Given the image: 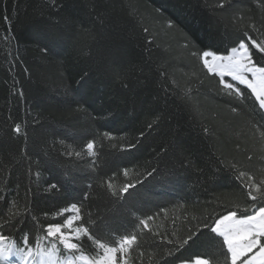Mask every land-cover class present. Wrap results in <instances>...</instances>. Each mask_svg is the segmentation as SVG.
Segmentation results:
<instances>
[{"label":"trees","instance_id":"16d2710c","mask_svg":"<svg viewBox=\"0 0 264 264\" xmlns=\"http://www.w3.org/2000/svg\"><path fill=\"white\" fill-rule=\"evenodd\" d=\"M215 3L59 0L53 7L52 0H0V213H19L21 221L4 234L19 240L24 225L42 235L66 218L57 212L72 200L82 202L98 234H138L128 264L197 256L222 264L211 234L166 255L204 218L243 207L229 164L264 179V112L254 98L241 104L225 95L200 59L208 46L224 54L237 23L264 31V9L258 0H232L229 10L212 12ZM61 17L71 21L67 35L46 52L44 31ZM115 53L119 65L112 64ZM154 112L162 118L149 129ZM17 123L19 136L12 132ZM90 140L96 156L87 155ZM67 176L76 178L70 186L49 187ZM109 180L116 191L136 187L116 199ZM149 216L151 232L138 225Z\"/></svg>","mask_w":264,"mask_h":264},{"label":"snow or ice","instance_id":"6c2138e0","mask_svg":"<svg viewBox=\"0 0 264 264\" xmlns=\"http://www.w3.org/2000/svg\"><path fill=\"white\" fill-rule=\"evenodd\" d=\"M58 3L59 0H52L53 7ZM258 6L264 9V0H258ZM210 7L212 12H225L232 7V0H216ZM56 15H59V12ZM70 23L69 19L61 17V20L51 24L44 31L43 42L46 52L52 51L63 42L67 35L65 29ZM144 31L147 32L148 29L145 28ZM253 31H260L264 37V31L257 29L255 23L244 27L237 23L229 43L223 49L224 54H218V48L212 49L208 46L209 50L200 53V59L202 68L211 74L210 78L217 79L218 88L225 95L232 96L241 104L249 97L254 98V104L264 112V38L252 35ZM89 55L91 56V53ZM112 56V64L119 65L120 54L115 53ZM232 111L237 112L238 108L233 107ZM161 118L154 112L153 120L147 127L149 129L158 127ZM204 131L208 132V129L205 128ZM12 132L19 136L21 125L15 124ZM106 135L112 137L111 133ZM140 135L143 137L144 133L141 132ZM85 147L88 156H96L94 140L88 141ZM133 147L134 145H129L122 148V151H128ZM75 155L80 156L81 153L76 152ZM228 166L233 168L237 174L236 178L241 181L243 207L238 203L235 208L224 213L204 218L196 227L187 230V234L175 245V251L169 249L167 256L174 257L182 249L188 251L201 237L211 234L213 240L219 243L224 258L222 264H264V179L258 180L255 175L237 168L234 164ZM156 172V169H152L147 175L152 176ZM124 175H128L126 169ZM75 179L67 176L58 179L56 183H48L51 189H64ZM135 187V184L125 183L116 191L113 190L110 180L106 182L110 196L116 199L131 195L129 190ZM65 214L66 218L62 222L47 224L41 230L42 235L33 236L32 230L26 232L25 226L21 225L18 231L22 235L17 240L13 238L11 232L4 234V230L17 229V225L21 223L20 214L0 213V264H128V255L134 250V246L139 247L138 234L125 232L120 234L119 239L111 235L105 237L98 234L90 217L82 215V202L68 201L59 209L57 216L64 217ZM152 219L151 216L140 219L138 225L142 230L151 232L149 221ZM167 242L173 243L172 240ZM165 264L170 262L165 261ZM183 264L189 262L184 261ZM191 264H210V260L197 256L191 260Z\"/></svg>","mask_w":264,"mask_h":264},{"label":"crops","instance_id":"0c3cea01","mask_svg":"<svg viewBox=\"0 0 264 264\" xmlns=\"http://www.w3.org/2000/svg\"><path fill=\"white\" fill-rule=\"evenodd\" d=\"M180 264H183V263H180ZM189 264H191V262H189Z\"/></svg>","mask_w":264,"mask_h":264}]
</instances>
